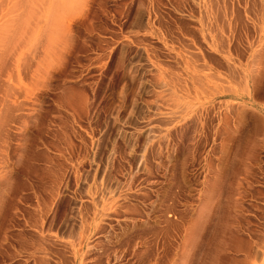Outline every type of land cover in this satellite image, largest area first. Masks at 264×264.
Masks as SVG:
<instances>
[{
  "label": "rangeland",
  "instance_id": "374dc122",
  "mask_svg": "<svg viewBox=\"0 0 264 264\" xmlns=\"http://www.w3.org/2000/svg\"><path fill=\"white\" fill-rule=\"evenodd\" d=\"M0 264H264V0H0Z\"/></svg>",
  "mask_w": 264,
  "mask_h": 264
}]
</instances>
